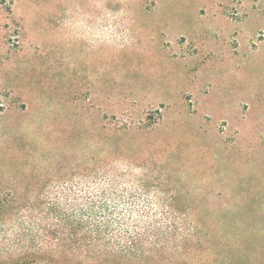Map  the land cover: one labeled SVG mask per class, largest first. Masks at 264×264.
<instances>
[{"label": "rangeland", "instance_id": "374dc122", "mask_svg": "<svg viewBox=\"0 0 264 264\" xmlns=\"http://www.w3.org/2000/svg\"><path fill=\"white\" fill-rule=\"evenodd\" d=\"M94 169L169 226L144 264H264V0H0V264H111L51 209Z\"/></svg>", "mask_w": 264, "mask_h": 264}, {"label": "trees", "instance_id": "16d2710c", "mask_svg": "<svg viewBox=\"0 0 264 264\" xmlns=\"http://www.w3.org/2000/svg\"><path fill=\"white\" fill-rule=\"evenodd\" d=\"M81 176L83 180L76 184L64 182L61 196L51 202L55 226L67 229L65 241L85 245L102 258L108 256L111 264H144L161 250L158 243L169 226L161 215L147 211L149 202L141 201L140 195L108 172L94 169ZM135 189L142 194V188Z\"/></svg>", "mask_w": 264, "mask_h": 264}]
</instances>
